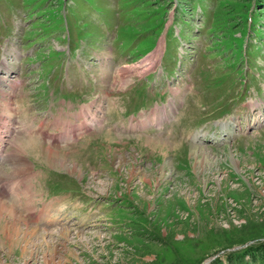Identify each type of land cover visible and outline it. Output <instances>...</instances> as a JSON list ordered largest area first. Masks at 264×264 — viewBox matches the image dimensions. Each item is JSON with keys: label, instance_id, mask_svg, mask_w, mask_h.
I'll use <instances>...</instances> for the list:
<instances>
[{"label": "rangeland", "instance_id": "rangeland-1", "mask_svg": "<svg viewBox=\"0 0 264 264\" xmlns=\"http://www.w3.org/2000/svg\"><path fill=\"white\" fill-rule=\"evenodd\" d=\"M0 139V264H229L264 222V0H0Z\"/></svg>", "mask_w": 264, "mask_h": 264}, {"label": "trees", "instance_id": "trees-1", "mask_svg": "<svg viewBox=\"0 0 264 264\" xmlns=\"http://www.w3.org/2000/svg\"><path fill=\"white\" fill-rule=\"evenodd\" d=\"M241 228L242 229L239 231L238 241L234 244L238 247L246 244V247L240 249L238 252L233 251L229 254L227 257L228 263L234 264L232 263V256L236 252V255H240L241 258L244 256L248 257V261L252 263L258 262L260 264H264V222H247L244 223Z\"/></svg>", "mask_w": 264, "mask_h": 264}, {"label": "bare ground", "instance_id": "bare-ground-1", "mask_svg": "<svg viewBox=\"0 0 264 264\" xmlns=\"http://www.w3.org/2000/svg\"><path fill=\"white\" fill-rule=\"evenodd\" d=\"M252 104V103H251ZM258 106H256V107H259L260 105L259 104H257ZM251 107H253V104L251 105ZM218 125H219V129H220V132L221 133H223V135L225 136V135H228L229 134V129L231 128L230 126H231V123L230 122H220V123H218ZM206 136V135H205ZM196 138H198L199 139V137H196ZM2 203V202H1ZM1 203H0V207H1ZM2 208V207H1ZM2 210V209H1ZM8 210V209H7ZM33 210V209H32ZM11 212L13 213H15V211L14 210H11ZM11 213V214H12ZM26 214V213H25ZM30 215H32L33 216V218L34 219H36V215L35 214H33V212H32V214H30ZM25 216V215H24ZM31 216V217H32ZM1 217V216H0ZM26 217V216H25ZM24 218V217H23ZM2 219V218H1ZM1 221V220H0ZM25 222L27 221V222H29V220H28V218L26 219L25 218V220H24ZM7 223V222H6ZM9 223V222H8ZM47 222L45 221L43 224H46ZM10 224H11V222H10ZM7 225V224H6ZM14 226H9L10 227V229H13L12 230V232L14 233V230H15V232L17 233V232H19V234H20V237H17V238H15V239H11L10 237H9V235H6L7 237H6V239L7 240H10L11 239V241L13 242V244L11 245V246H15V247H17L18 248V246L20 247V245H22L23 247H22V251L24 252V248L26 247V246H28V248H29V250H30V252H32L31 250H32V248H34L35 247V243H36V241H37V239L39 240V239H41V238H43L42 236V233H38V231H37V229L35 228V229H30L29 228V230H28V228L27 229H25V230H22L21 228L19 229V228H16V224L14 223L13 224ZM8 227H4L3 228V231L2 230H0L1 231V234L3 235V233H4V229L6 230ZM35 231H37L36 233H38L39 234V238H37L36 239V241H33V239H32V237H31V235H32V233L33 232H35ZM31 232V233H30ZM45 232V231H44ZM64 233H62L63 235H65L67 232L66 231H63ZM12 233V234H13ZM15 233V234H16ZM35 233V234H36ZM38 234H36V235H38ZM11 236V235H10ZM64 237V236H63ZM32 240V241H31ZM11 241H9V243L11 242ZM3 243V242H2ZM38 243V242H37ZM16 244H18V245H16ZM1 245V244H0ZM29 245H30V247H29ZM3 246H4V243H3ZM1 247H2V245H1ZM27 248V249H28ZM11 249V248H10ZM51 262H49L48 260H44V264H50Z\"/></svg>", "mask_w": 264, "mask_h": 264}]
</instances>
